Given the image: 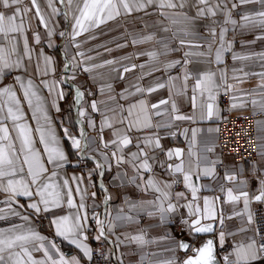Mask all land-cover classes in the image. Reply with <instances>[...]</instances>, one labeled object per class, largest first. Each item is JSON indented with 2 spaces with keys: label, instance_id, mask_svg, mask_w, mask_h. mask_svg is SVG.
Here are the masks:
<instances>
[{
  "label": "snow or ice",
  "instance_id": "1",
  "mask_svg": "<svg viewBox=\"0 0 264 264\" xmlns=\"http://www.w3.org/2000/svg\"><path fill=\"white\" fill-rule=\"evenodd\" d=\"M56 3L65 5L64 15L67 17L71 11L73 24L71 31L68 33L60 32L59 36H67L74 48L77 50L76 55L70 60L67 59L65 52L66 63L65 71H74L76 68H81L84 72H92L93 69L104 67L105 65H115L119 63L117 60H105L102 64L87 65L85 61L94 60L95 57L88 55L82 51V45L89 40L97 39L95 34L89 35L84 41H79L77 38L85 33L94 32L102 25L108 24L110 21H116L121 17H129L133 13H143L144 16L158 14L169 21L171 25H180L173 36H182L178 43L181 49H187L183 52V61H169L165 65V70H170L180 65L183 68L182 77L169 75L164 82H157L147 88L141 87L139 84L133 85L134 91L125 89L121 93V98L126 99L127 96L144 94L150 95L159 89L167 88L169 97L161 99L157 103L149 104L146 99H140L135 103L130 104L126 109L119 106L118 123L125 125L126 131L119 129L114 130L110 142H104L103 146L108 148L110 145L115 146V150L111 152V157L115 159L117 165L121 163H129L134 175L129 177V182L141 191L154 193L151 200H141L138 202L128 203V212L124 215H118L117 220L128 222H138L137 217L141 211L146 212L149 217L159 215V220L163 224L169 221L170 214L175 213L179 207H186L188 210V219L181 218V222L188 226L191 235L195 236L201 233H210L214 231L213 223H202V221H215L217 219L216 202L220 199L216 197H203V207L201 208L198 201L200 197L197 195L201 190L214 191L206 185L198 183L200 179L215 177V165L217 161L208 160L207 156L203 159L189 149L185 159L184 150L181 148L165 149L161 144V140L165 137L160 136L159 129H172L177 121H192L199 122L212 120L214 116L219 117V108L216 106L217 96L221 91L227 94L229 90H235L234 84L228 83L227 70L223 69L219 73V82L217 81V73L215 72H199L196 74L195 84L192 86L191 102L194 109V114L183 115L173 98L174 96L186 95L188 85L187 81L192 78L193 73L187 70V65L192 63L191 57H204L206 59L213 58V45L217 44L214 53V62L219 65L223 63V53L231 51L233 43L227 40V34L235 32L237 28L264 29V0H48V7L51 8L52 14H59L60 10L55 7ZM255 4L259 8L250 11H245L240 14V19L237 21L233 18V11L245 5ZM230 5V6H229ZM194 9V15H189L184 9ZM149 9H154L149 11ZM165 9L177 10L171 13ZM35 11V17L41 22L43 27L48 29L49 47H52L50 38L55 34L54 29L49 27L48 19L45 17L38 0H0V81L3 80L6 73L21 72L27 74L29 71L28 65L33 60V48L29 45L27 31L31 28V20L29 13ZM217 16H222V20H217ZM209 20L210 23L203 25L205 33L212 37L211 41L204 43L197 42L188 37L199 35L196 31L198 21ZM231 26V27H229ZM147 28V25H144ZM219 27V33H217ZM163 32L171 31L169 26L161 28ZM132 35V34H129ZM218 36V41H217ZM35 42L40 43V35L34 36ZM155 39V33L146 35L132 36L131 43L133 45L150 42ZM256 39H264V35L257 36ZM126 45L118 44L117 47ZM162 51H148L142 53L149 57L150 61L158 60L160 55H167L171 49L169 43L162 42ZM195 49L196 51H193ZM111 51V49H106ZM97 55H100L97 52ZM264 58V53L254 54ZM43 60V68L41 69L40 59L37 58L36 67L40 70L41 75H48L52 68L53 58L48 55L40 54ZM77 57L79 59H77ZM123 59H130L125 57ZM234 60L250 59L249 56L233 55ZM144 68L145 65H125L122 69H113L120 71L121 79L123 73H128L136 68ZM159 70V69H156ZM237 70L234 69L235 73ZM243 73V77L249 75H260L264 79V73H247L243 69L239 70ZM151 71L148 75H151ZM15 84L22 91V98L18 95L16 87L6 85L0 87V191L7 193L8 198L3 201L6 207H0V221L9 220L12 217L19 218L23 223H11L7 227H0V264H80V261L73 257L70 260L64 256L55 241L49 240L48 237L37 232L30 223V216L26 214L31 210L36 215L48 213L57 208L67 206L69 209H75L74 212H69L66 215L56 216L51 220L54 226L55 234L71 244L76 245L84 256L89 260L92 259V249L84 243L87 240V212L81 211L85 209L84 196H80L79 205L76 204L74 192L81 193L86 189H81L78 181L82 177L72 176L63 177L61 170L69 163L68 155L61 146V140L57 136L55 130L51 126L50 118L44 106V97L40 94L39 86L36 85L31 78H26L25 75H16L14 77ZM67 79V78H66ZM70 79H75V75ZM143 79V75L140 77ZM233 80L239 83L243 82L242 77L233 75ZM181 80L182 84L179 88L175 81ZM51 93L56 82L41 81ZM111 85H109V88ZM258 87L264 89V83ZM103 91V89H101ZM125 93L127 95H125ZM65 93L63 90H58L57 96L63 98ZM245 95H250L246 93ZM200 97V103L197 104V97ZM84 97V92L79 87L76 88V104L80 105L79 116L86 117L88 124L93 129L96 128V122L87 115L83 105L80 103ZM206 97V98H205ZM114 99V97H110ZM237 96L233 95L232 108L237 107ZM31 109L32 118L36 120L35 130L29 125L26 120V114L23 111L24 103ZM253 105L257 104V100L251 101ZM53 106L59 111V107L55 101ZM242 106V104H241ZM89 107L93 111H99L96 101H92ZM264 109V103L260 104ZM199 109L198 113L195 111ZM116 112V109H111ZM127 115H124V113ZM103 115V114H102ZM154 117H167L161 123H153ZM41 119L43 123H41ZM114 117L105 116L101 121L100 132L104 128L113 127L112 120ZM11 123V128L9 127ZM83 123V121H81ZM148 128H153L151 135H146L142 138L144 148L137 144L138 151L130 153V159L125 160L123 149L132 143V138L127 134L132 130L143 131ZM33 131L38 134L33 135ZM64 135L71 141L72 148L76 149L81 158L87 156L89 141L87 133L81 127L79 136H73L69 130L65 128ZM188 129H184L181 135L187 138ZM201 129H192V142L195 144L197 133ZM209 132L215 131L219 133V128L208 129ZM14 133V135H13ZM168 136L175 137L176 131H169ZM83 141V143H82ZM37 143L42 145V148L37 147ZM145 149H151L155 152L159 150L163 153L165 159L157 160L155 156H150ZM214 146H207L204 151L206 153L214 152ZM118 153H120L118 155ZM194 158V159H193ZM95 159V157H92ZM104 159L107 160V154H104ZM175 161V162H173ZM159 167L169 176L173 177L171 182L164 179H159L153 172L154 165ZM51 166V167H49ZM110 164L96 161V169L100 176H103V169L110 167ZM145 173L149 174L145 179ZM127 173L118 174L117 179L123 182V177ZM181 176L183 184L190 191L192 200L188 201L184 192H172L174 185L180 181L175 177ZM235 174H225L227 182L236 181ZM70 181H77L75 187ZM139 181V183H137ZM242 184L246 182L241 181ZM261 187L258 194L249 197V193L244 190L234 192L232 188L225 189L220 187L221 192L226 193L227 203L236 204L243 199V211L235 212V216H244L249 225L255 224V215L250 209L251 201L264 202V181L260 182ZM107 191V189H105ZM95 193L92 196L95 197ZM18 197H26L30 202L25 207L20 204ZM111 196L106 195L105 200H110ZM175 199V202H173ZM187 201L181 204L180 201ZM15 205V206H14ZM124 210L121 209V212ZM92 219L98 227V234L95 239H107L105 233V222L101 221L97 215ZM231 219V217H229ZM224 216L220 210L219 224L223 228ZM116 225L111 221L107 224L108 231L114 230ZM247 231V229H241ZM255 236L250 238L247 243L236 245L233 252L229 256L224 257V264H253L254 261L264 259V235H261V227L256 226ZM259 236L257 241L255 238ZM125 240L135 242L137 244H146L148 241L143 233L137 235H126ZM225 233L220 231L219 239L221 246L223 245ZM119 240V238H117ZM177 248L185 252L191 251L193 254L183 260L182 264H219L214 254V242L207 240L200 247H195L193 244L183 240L178 241ZM42 253L41 259H37L34 253ZM230 257H232L230 259ZM120 258H118L119 260ZM120 264H123L120 260ZM165 264H177L174 259L168 260Z\"/></svg>",
  "mask_w": 264,
  "mask_h": 264
},
{
  "label": "crops",
  "instance_id": "2",
  "mask_svg": "<svg viewBox=\"0 0 264 264\" xmlns=\"http://www.w3.org/2000/svg\"><path fill=\"white\" fill-rule=\"evenodd\" d=\"M27 2V0H26ZM40 7L48 19L49 27L54 29L55 34L50 38L52 47H49L48 29L43 27L41 22L35 17V11L29 13V19L31 20V28L27 31V37L29 45L33 48V60L28 65L29 71L27 74L21 72L6 73L2 81H0V87L6 85H13L16 87L18 95L22 98V91L19 86L15 84L14 77L16 75H25L26 78L33 79L34 83L39 86L40 94L44 97V106L47 111V115L50 118L51 126L55 130L57 136L61 140V146L65 153L68 155L70 163L61 170L63 177H82V180L78 181L81 189L86 191L81 193L74 192V198L77 205L80 203V196H84L85 209L81 211L87 212L93 208H99L104 203L106 195H110L111 199L107 200V224L109 221L116 225L115 229L108 231L106 224V231L108 236L113 242V248L116 254V259L120 264L122 260L123 264H165L166 261L174 259L177 264H181L186 259L181 249L177 248L178 241L191 240L193 245H202L207 240L214 242V250L221 259V264H224V257L229 256L233 252L236 245L240 243H247L250 238L254 237L253 225H249L244 216H235V212H242L244 205L243 199L236 204L227 203L226 193L220 191V187L225 189L232 188L234 192L244 190L249 193L251 198L253 195L258 194V190L261 187L260 182L264 181V119H260L256 123L257 144H258V158L253 163H241L235 160L231 155L222 154L218 144V137L215 131L209 132L208 129H216L218 123L223 116V108L221 105V98L224 94L223 91L217 96L216 106L219 108V117L215 116L212 120H205L199 122L192 121H177L172 129H159V134L165 137L161 140V144L165 149L181 148L184 150L185 159L188 158L187 153L189 149L197 153L201 157L202 164L205 163L204 157L207 156L208 160L217 161L215 165V177L212 179L203 178L198 181L201 185H206L209 190H201L197 195L200 197L198 203L201 208L203 207V197H216L220 199L216 202L217 207V219L215 221H202V223H215L214 233L208 236L191 235L188 226L181 222L183 219H194L188 216V210L186 207H179L175 213L170 214L168 222L161 223L159 215L149 217L146 212L141 211L137 217L138 222H128L124 220H117L118 215H124L128 212V203L138 202L141 200H151L154 197V193H145L141 189L135 187V185L129 182V177L134 175V170L129 163H121L117 165L115 159L111 157V152L115 150V146L110 145L108 148L103 146L104 142H110L114 139V130L126 131L125 125L117 122L119 119V106H123L125 109L132 103L137 102L140 99H146L149 104L157 103L161 99H167L169 97V91L167 88L159 89L150 95L136 94L127 96L126 99L121 98V93L125 92V89L134 91L133 85L139 84L143 88H147L155 83L164 82L168 76L182 77L183 68L177 65L175 68L165 70V65L169 61L181 60L183 61V52L187 49H181L179 47V39L184 38L182 36H173V32H176L180 25H171L164 17L153 14L151 16H144L143 13H133L129 17H121L116 21H110L106 25H102L99 29H95L94 32L85 33L78 37L79 41H84L89 35L95 34L98 38L89 40L82 45L81 50L85 51L88 55L94 56L95 59L91 61H85L87 65L102 64L105 60H117L119 63L115 65H105L93 69L92 72H84L81 68H76L74 71H70L68 74V80L70 83H66L63 79V69L65 66V60L62 55V51L67 52V59L70 60L76 55V49L74 48L71 40L65 36H59L60 32L68 33L71 31L73 24L72 14L69 11V15L65 17L63 14L65 11V5L56 3L55 7L60 10L59 14H52L51 8L48 7V0H38ZM230 6V5H229ZM259 8V5L249 4L237 8L233 11V18L239 21L240 14L245 11H250ZM153 11L154 9H149ZM166 12L179 11L165 9ZM189 15H194L195 10L186 8ZM217 20H222V16H217ZM210 23L209 20H201L197 22L196 31L199 35L195 37H188V39L196 40L197 42L204 43L211 41L212 37L205 33L203 25ZM147 25V28L144 27ZM163 26H169L171 31L163 32L161 28ZM231 27V26H229ZM38 33L40 35V43L35 42L34 36ZM148 33H155V39L133 45L131 43L132 36L134 35H146ZM217 33H219V27H217ZM132 34V35H129ZM264 35V29L252 28V29H240L229 32L226 39L232 41L233 47L231 51H225L222 59L223 63L217 65L214 62V53L217 44L213 45V58L206 59L204 57H191L192 63L187 65V70L193 73L192 78L187 81L188 89L186 95L174 96L180 113L183 115H193L194 109L192 107L191 96L192 86L195 84L196 74L199 72H215L217 73V81L219 82V73L221 70H227L228 83L235 85V90H229L230 104L232 105V96H237V107L232 108L234 115H247L262 111L260 107L261 103H264V89L258 87L261 83H264V79L260 75H249L243 77V72L247 73H264V58L260 54L264 53V39H256L257 36ZM63 40V46L60 47V42ZM218 41V36H217ZM162 42L169 43L171 49L167 55H160L158 60L150 61L149 57L142 53L148 51L161 52ZM118 44L126 45L124 47H117ZM111 49V51H106ZM193 51H196L193 49ZM97 52L100 55H97ZM51 56L53 58L52 68L54 71H50L48 75H41L40 70L36 67L37 58L40 59L41 69L43 68V60L40 54ZM233 55L237 56H249L250 59L234 60ZM130 57V59H123ZM66 58V56H65ZM77 59H79L77 57ZM145 65L144 68H136L128 73H123V79H121L122 72L114 71L113 69H122L125 65ZM159 69V70H156ZM237 71L234 73L233 70ZM151 71V75L148 73ZM75 75V79H70ZM143 75V79L140 77ZM233 75L240 76L243 79L242 83L233 80ZM41 81H55L51 93L48 88L41 83ZM177 88L182 84L181 80L175 81ZM109 85L111 87L109 88ZM79 87L84 92V97L81 100L84 110L87 111V115L96 122V128L93 129L89 126L87 116L80 117L79 110L80 105L76 104V88ZM103 89V91H101ZM58 90H63L65 93L61 99L57 96ZM246 93L250 95H245ZM125 95H127L125 93ZM110 97H114L111 99ZM206 98V97H205ZM257 100V104L253 105L251 101ZM201 98L197 97V104L200 103ZM53 101L59 107V111L53 106ZM92 101H96L99 111H93L89 105ZM242 104V106H241ZM111 109H116V112H112ZM23 111L26 114V120L29 125L35 130L36 120L32 118L31 109L28 108L26 102L24 103ZM197 113L199 109L195 110ZM103 114V115H102ZM124 115H127L125 112ZM108 117H114L112 120L113 127H105L103 132H100L101 121ZM167 117H154L153 123H161L166 120ZM83 121V123L81 122ZM41 123L43 120L41 119ZM11 128V123L9 122ZM81 127L84 128L88 136L89 148L87 155L90 157L88 161L89 167L81 171L79 169L80 153L72 148L71 141L64 135V129L67 128L69 133L73 136H79ZM201 129L202 131L197 133L196 142H192V129ZM184 129H188L187 138L180 133ZM153 128H148L143 131L132 130L127 134L132 138V143L123 149V155L125 160L130 159V153L138 151L136 145L140 144L141 148H144L142 138L146 135L153 133ZM169 131H176L177 135L173 138L168 136ZM14 135V133H13ZM33 135L38 137V134L33 131ZM83 143V141H82ZM207 146H214V152L206 153L204 149ZM38 148H42V145L37 143ZM149 152L150 156H155L156 159L164 160L165 157L162 152L151 149H145ZM104 154H107L108 159H104ZM120 153H118L119 155ZM95 157V159H92ZM194 159V158H193ZM100 160L103 163L110 164V167L103 169V176L98 174L96 169V161ZM175 162V161H173ZM219 163H223V167H219ZM51 167V166H49ZM153 172L159 179L168 180L171 182L173 177H169L158 164L154 165ZM127 173L126 177H123V182L117 179L118 174ZM235 174L237 179L234 182H227L225 180V174ZM149 174L145 173V179ZM180 182L172 188V192H184L187 200L191 201L192 196L189 190H187L183 184L181 176L175 177ZM241 181L246 182L242 184ZM75 187L77 181H70ZM139 183V181H137ZM107 189V191H105ZM95 193V197L92 196ZM8 198V194L0 191V207H6L3 203ZM20 204H24L25 207L30 202L26 197L17 198ZM175 202V199H173ZM187 201L181 200L180 203L184 204ZM256 201H251L250 209L252 210ZM15 206V205H14ZM121 209L124 211L121 212ZM220 210L223 211L224 223L223 228L219 224ZM75 209H69L67 206L54 209L48 213H41L36 215L31 210H28L26 214L30 216L31 226L39 232L41 235L48 237L49 240H60L64 247L73 249L75 254L71 257H67L69 260L73 257L80 261V264H91L83 252L71 244L67 240L57 236L55 234L54 226L51 224V220L56 216L66 215L69 212H74ZM39 216L43 219V227H39L35 223V218ZM231 217V219H229ZM181 222L184 225L182 231L175 229V224ZM11 223H23L19 218L12 217L6 221H0V227H7ZM88 226V219L86 221ZM241 229H247V231H241ZM223 231L225 238L223 245L221 246L219 233ZM143 233L146 240V244H137L135 242L125 240V236L137 235ZM87 235V231H86ZM119 238V240L117 239ZM92 249V241L88 238L84 241ZM61 251V249H60ZM62 252V251H61ZM37 259H41L42 253H34ZM118 258H120L118 260ZM232 257H230L231 259Z\"/></svg>",
  "mask_w": 264,
  "mask_h": 264
},
{
  "label": "built area",
  "instance_id": "3",
  "mask_svg": "<svg viewBox=\"0 0 264 264\" xmlns=\"http://www.w3.org/2000/svg\"><path fill=\"white\" fill-rule=\"evenodd\" d=\"M60 47L63 46V40L60 42ZM65 63V53L62 51ZM63 79L66 83H70L68 80V74L70 71H65V66L63 69ZM67 78V79H66ZM221 105L223 108V116L218 123L219 133L218 144L222 154L231 155L235 158L236 161L241 163H253L258 158V144H257V133H256V123L260 119H264V110L259 111L253 114L247 115H234L232 112L230 104V95L223 94L221 98ZM90 157L87 155L83 159L80 154V163L79 169L81 171L86 170L88 165V159ZM223 163H219V167H223ZM106 203L108 201L102 202V205L99 208H93L89 211L88 214V227H87V236L92 241V259L91 264H119L116 259V254L113 248V242L108 236L106 227L105 233L107 239L101 238L97 241L95 239L98 234V227L95 223V220L92 219L94 215H97L101 221L107 224V207ZM252 212L255 215V224L253 229L256 226L261 227V235H264V202L256 201ZM35 223L39 227H43V219L39 216L35 218ZM184 225L181 222L175 224V229L177 231H182ZM255 236V231H254ZM259 241L260 237H255ZM58 247L61 249L62 253L71 257L75 254V251L70 248L64 247L63 243L60 240H55ZM182 264V263H181ZM253 264H264V259L256 260Z\"/></svg>",
  "mask_w": 264,
  "mask_h": 264
},
{
  "label": "water",
  "instance_id": "4",
  "mask_svg": "<svg viewBox=\"0 0 264 264\" xmlns=\"http://www.w3.org/2000/svg\"><path fill=\"white\" fill-rule=\"evenodd\" d=\"M213 224H214V230H215V226H216V224H215V223H213ZM213 233H214V231H213V232H210V233H201V234H198V236H208V235H211V234H213ZM183 241L193 244V242H192L191 240H183ZM200 246H201V245H195V247H200ZM181 251H182L184 254H186V259H187L188 256H190V255L193 254L191 251L185 252V251L182 250V249H181ZM214 254H215L216 259H217V261L219 262V264H221V259H220V257L217 255V253L215 252V250H214Z\"/></svg>",
  "mask_w": 264,
  "mask_h": 264
},
{
  "label": "bare ground",
  "instance_id": "5",
  "mask_svg": "<svg viewBox=\"0 0 264 264\" xmlns=\"http://www.w3.org/2000/svg\"><path fill=\"white\" fill-rule=\"evenodd\" d=\"M82 91V90H81Z\"/></svg>",
  "mask_w": 264,
  "mask_h": 264
}]
</instances>
